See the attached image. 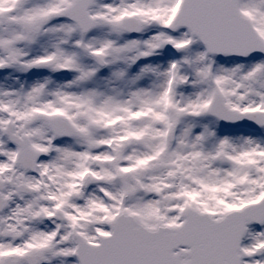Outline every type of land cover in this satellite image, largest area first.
Instances as JSON below:
<instances>
[{"label":"snow or ice","instance_id":"obj_1","mask_svg":"<svg viewBox=\"0 0 264 264\" xmlns=\"http://www.w3.org/2000/svg\"><path fill=\"white\" fill-rule=\"evenodd\" d=\"M0 264H264V0H0Z\"/></svg>","mask_w":264,"mask_h":264}]
</instances>
